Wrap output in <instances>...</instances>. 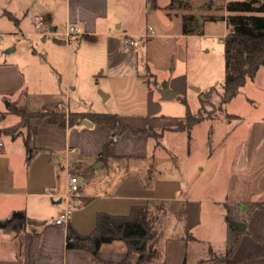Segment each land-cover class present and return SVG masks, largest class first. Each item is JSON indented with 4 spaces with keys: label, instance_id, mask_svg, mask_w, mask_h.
<instances>
[{
    "label": "rangeland",
    "instance_id": "rangeland-1",
    "mask_svg": "<svg viewBox=\"0 0 264 264\" xmlns=\"http://www.w3.org/2000/svg\"><path fill=\"white\" fill-rule=\"evenodd\" d=\"M188 1L190 8L178 9L168 7L170 0H111L114 9H117V20L112 23L113 32L127 29V36L136 41L133 50L144 62L134 76L123 77L115 70L109 72L105 66L107 54L104 52V39L83 40L80 51L85 61L77 80L75 75L68 76L65 71H59V74L51 71L46 58L55 48L53 39L48 36L44 40V34H31L33 32L29 31L37 30L31 18L18 26L3 12L9 6L5 0H0V62L22 63L30 92L34 88L32 95L28 96V108L19 104L22 97L10 102L19 110L25 109L33 118L28 116L32 118L31 121L28 119V124L20 121L3 128L1 138L5 142L12 140L10 133H16L19 138L22 134L31 137L34 128L39 126L40 140L59 141L61 136H56L47 119H42L54 115L56 111L65 112L60 108L54 109L55 103L62 99L59 88L72 81L79 84L77 91L70 90L72 99L78 91L84 92L88 98L93 94L98 100L102 97L100 89L110 93L106 102L92 103V99L83 101L77 108L81 111L117 113L126 123L137 127H159L170 123L168 127L171 129L181 128L183 123L178 120L183 119L184 122L189 112L197 114L202 93L215 86L214 93L204 95L206 101L202 113L213 118L194 125L190 137L186 130L166 134L165 142L171 148L170 151L164 149L165 154L160 151L154 156L132 158L129 164H118L116 170L111 168L108 172L106 167L92 169L90 191H100L103 182H120L128 172L139 174L148 189L154 187L149 178L158 173L162 179H184V182H180V188H174L173 195L185 196L190 202L195 219L190 233L195 234L196 239L187 237L183 217L185 201H154L150 205V225L156 234L153 242L157 250L153 263L222 264L227 237L225 208L208 199L224 195L229 174L238 168L242 158L243 138L248 134L252 121L264 117V65L232 100L220 107L219 94L223 93L226 76L224 38L229 31L223 18L228 13L227 0H213L215 3L211 6H207L209 0ZM188 13L199 18L201 34L184 33V15ZM43 29H48V25L44 24ZM141 34L150 36L143 37ZM93 54L97 58L100 55L105 57L103 66L95 71L90 68ZM163 82L177 91L176 97H162L159 86ZM71 105L74 110L72 100ZM18 120H21L20 115L9 113L7 118H0V127ZM128 129L118 127L116 136ZM142 129L147 130L143 134L152 136L153 144L160 143V136L153 135L152 130L161 134V129ZM142 141L146 142L145 138ZM103 201L106 202L99 198L97 204ZM75 208L72 205V212Z\"/></svg>",
    "mask_w": 264,
    "mask_h": 264
},
{
    "label": "crops",
    "instance_id": "crops-1",
    "mask_svg": "<svg viewBox=\"0 0 264 264\" xmlns=\"http://www.w3.org/2000/svg\"><path fill=\"white\" fill-rule=\"evenodd\" d=\"M5 3L9 8L3 12L18 26L31 18L37 29L29 31L33 32L31 34H44V40L48 36L53 39L55 48L46 58V62L54 74L65 71L68 76L73 74L75 79H79L82 63L85 61L80 51L83 40L104 39V52L107 54L105 66L110 70L109 72L115 70L123 77L134 76L135 73L138 74L144 62L137 51L133 50L136 43L134 45L128 43L127 29L123 32L120 30L113 32L112 23L117 20V9H114L111 0H5ZM38 23H40L39 27ZM44 24L48 25V29H43ZM68 24L77 26L79 32L67 41L64 34ZM141 35L150 36V34ZM104 59L102 55L97 58L93 54L91 70L95 71L103 66ZM51 80H54L53 77ZM66 82H69L68 79ZM28 86V78L22 63L0 62V118H7L11 113V100L17 101V98L22 97L19 104L28 108V96L34 91V88H31L30 92ZM67 86L59 88L62 99L56 101L54 109L59 108V103H64L67 104L69 112L94 113L77 108L88 99L96 103L106 102L110 98L109 92L100 89L101 100L93 94L88 98L80 91L72 99L70 90L77 91L79 84L77 81H72ZM71 100L75 106L74 110L71 108ZM155 117L161 119L159 116ZM44 119H47L51 125L49 126L51 131L61 138L57 142L40 140L38 126L29 150L24 134L19 138L16 133H10L12 140L6 142L1 138L3 128L13 126L20 120L0 127V219L7 218L15 210H25L30 219V222L19 231L0 229V264H103L104 262L117 264L127 255L126 244L122 240L103 243L98 256H95L87 250L67 247L68 227L86 235L95 228L99 211L126 215L130 213L132 206H150L154 201L187 202L188 227L191 230L192 221L195 219L190 202L183 195V197L173 195L174 188H180V182H184V179H162L158 173L149 178L154 187L148 189V185L139 174L128 172L120 182L113 180L103 182L100 184V191L93 193L90 191L93 184L90 179L92 169L106 167L108 172L111 168L116 170L118 164H129L132 158L154 156L164 149L170 151L171 147L165 142L166 134L182 129H171L168 127L170 123L159 127L154 125L137 127L121 118L122 124L129 129L120 136H114L108 127L87 118L73 125L67 124L65 127L50 122L48 116L42 120ZM83 120H89L93 125L84 124ZM182 120L178 121L183 123ZM145 127L161 129L160 143L153 144L150 134H135L131 131V128ZM144 138L146 142L142 141ZM109 141H111L110 153L100 155L104 145ZM243 143L242 158L238 168L229 174L227 186L223 188L224 195L220 198L208 199L214 204L223 205L224 208L226 202L264 203V117L252 121ZM29 151L32 152L31 158H28ZM65 170L67 172L64 174ZM68 172L77 173L83 178L81 187L84 191L81 189L72 198V205L76 208L68 225L63 226L56 224L55 220L68 205L64 197ZM99 198L106 202L97 204ZM126 211L128 213H125ZM225 215L226 209L224 217ZM245 223L246 231L240 230L239 242L228 255L233 262L222 264H264V254L259 255L264 250V207L259 208ZM225 225L227 232L226 220ZM225 251L226 247L224 254Z\"/></svg>",
    "mask_w": 264,
    "mask_h": 264
},
{
    "label": "trees",
    "instance_id": "trees-1",
    "mask_svg": "<svg viewBox=\"0 0 264 264\" xmlns=\"http://www.w3.org/2000/svg\"><path fill=\"white\" fill-rule=\"evenodd\" d=\"M188 0H170L168 7H177L178 9L190 8ZM215 1L209 0L207 6L214 5ZM227 15L226 19L229 28L224 38L225 44V61L226 76L223 84V93L220 96V107L232 100L245 85L249 79L255 78L258 70L264 65V0H229L226 2ZM215 18L214 16H211ZM184 33L201 34L202 30L198 22L199 18L192 13L184 15ZM216 91L215 86L202 93L201 105L197 114L189 112L184 118V122L180 129L186 130L190 137L193 126L204 119L213 118L210 115L205 116L203 113L204 95H211ZM11 113L21 116V122L28 124V119L33 118L25 109L19 110L15 106L10 107ZM28 116L32 117L31 119ZM90 119L94 123L105 125L114 136H116L118 127L128 129L121 122L120 115L117 113H85V112H54V115H48V119L52 123H56L61 127L67 124L73 125L82 119ZM37 128H34L35 134ZM131 131L135 134L145 133L146 129H134ZM4 132V131H3ZM1 133V132H0ZM153 135L161 136L152 130ZM33 136L26 137L25 143L31 149ZM111 141L107 142L100 155H108L110 153ZM32 152L29 151L28 158H31ZM264 203L258 202H226L225 220L227 224V237L225 241V257L221 261L233 262L228 258L233 248L238 244L241 234L240 229L236 226L237 221L247 222L259 208H263ZM150 206L134 205L130 213L126 215H116L105 211H99L96 216V225L92 232L86 235L77 233L70 226L68 227L67 247L90 251L93 255L98 256L99 250L103 243L114 240H122L126 244L127 255L117 264H155L153 259L157 253L154 249L156 234L152 231L150 225ZM185 216V217H184ZM183 217L187 237L196 239L190 233L188 227V203H185L183 209ZM30 222L25 210H15L10 216L0 219V229L4 231L20 230ZM246 230V229H245ZM155 237V238H154ZM264 249V248H263ZM264 254V250L259 255ZM136 258H134L135 256ZM103 264H112V262H104Z\"/></svg>",
    "mask_w": 264,
    "mask_h": 264
},
{
    "label": "built area",
    "instance_id": "built-area-1",
    "mask_svg": "<svg viewBox=\"0 0 264 264\" xmlns=\"http://www.w3.org/2000/svg\"><path fill=\"white\" fill-rule=\"evenodd\" d=\"M40 26V23L37 24ZM79 32V28L73 24H68L67 29L65 31L66 40H70L73 35ZM129 44L134 45L136 43L134 38H127ZM58 107L65 111L69 112L67 104L59 103ZM73 150V149H72ZM69 150V151H72ZM81 182L80 176L77 173L68 172L67 173V181H66V192L64 194L65 200L67 201V207L57 216L55 223L58 225L67 226L70 218L72 216V198L78 194L80 191Z\"/></svg>",
    "mask_w": 264,
    "mask_h": 264
},
{
    "label": "water",
    "instance_id": "water-1",
    "mask_svg": "<svg viewBox=\"0 0 264 264\" xmlns=\"http://www.w3.org/2000/svg\"><path fill=\"white\" fill-rule=\"evenodd\" d=\"M43 38H45V37H43ZM159 90H160L161 95L164 99H172V98L176 97L178 94L176 90L170 88V86L168 85L167 82H163L161 84V87H159ZM197 90L199 91L200 89L197 88ZM83 123L93 125V123L89 120H83ZM80 182H81V184L83 183V178H80ZM236 226L241 231H243L244 229H246L247 224L245 222L237 221Z\"/></svg>",
    "mask_w": 264,
    "mask_h": 264
},
{
    "label": "flooded vegetation",
    "instance_id": "flooded-vegetation-1",
    "mask_svg": "<svg viewBox=\"0 0 264 264\" xmlns=\"http://www.w3.org/2000/svg\"><path fill=\"white\" fill-rule=\"evenodd\" d=\"M159 87H161V86H159Z\"/></svg>",
    "mask_w": 264,
    "mask_h": 264
}]
</instances>
